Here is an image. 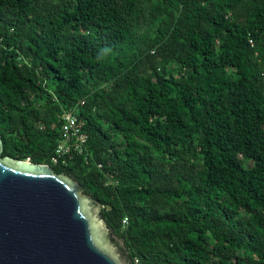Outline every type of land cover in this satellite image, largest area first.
<instances>
[{
	"label": "trees",
	"instance_id": "16d2710c",
	"mask_svg": "<svg viewBox=\"0 0 264 264\" xmlns=\"http://www.w3.org/2000/svg\"><path fill=\"white\" fill-rule=\"evenodd\" d=\"M72 108L84 151L53 163ZM0 139L132 264H264V0H0Z\"/></svg>",
	"mask_w": 264,
	"mask_h": 264
},
{
	"label": "water",
	"instance_id": "95a60500",
	"mask_svg": "<svg viewBox=\"0 0 264 264\" xmlns=\"http://www.w3.org/2000/svg\"><path fill=\"white\" fill-rule=\"evenodd\" d=\"M1 151L0 264H132L75 179Z\"/></svg>",
	"mask_w": 264,
	"mask_h": 264
},
{
	"label": "built area",
	"instance_id": "2783aa9c",
	"mask_svg": "<svg viewBox=\"0 0 264 264\" xmlns=\"http://www.w3.org/2000/svg\"><path fill=\"white\" fill-rule=\"evenodd\" d=\"M60 135L61 139L54 149L51 161L64 163L66 158H71L73 154H81L84 151L86 135L83 129V122L77 118L74 108L64 112L60 117ZM100 167V165H98ZM126 225V218L122 221Z\"/></svg>",
	"mask_w": 264,
	"mask_h": 264
}]
</instances>
